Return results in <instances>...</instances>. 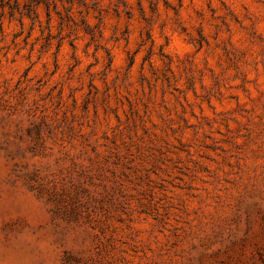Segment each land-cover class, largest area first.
Wrapping results in <instances>:
<instances>
[{
	"label": "rangeland",
	"instance_id": "374dc122",
	"mask_svg": "<svg viewBox=\"0 0 264 264\" xmlns=\"http://www.w3.org/2000/svg\"><path fill=\"white\" fill-rule=\"evenodd\" d=\"M0 264H264V0H0Z\"/></svg>",
	"mask_w": 264,
	"mask_h": 264
}]
</instances>
